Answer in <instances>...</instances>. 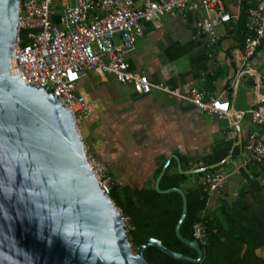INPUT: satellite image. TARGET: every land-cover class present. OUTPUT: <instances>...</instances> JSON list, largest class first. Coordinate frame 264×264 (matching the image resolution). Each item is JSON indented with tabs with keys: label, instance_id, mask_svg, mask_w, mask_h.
I'll list each match as a JSON object with an SVG mask.
<instances>
[{
	"label": "crops",
	"instance_id": "0c3cea01",
	"mask_svg": "<svg viewBox=\"0 0 264 264\" xmlns=\"http://www.w3.org/2000/svg\"><path fill=\"white\" fill-rule=\"evenodd\" d=\"M135 1L141 4V0ZM75 2L53 0V21L58 22L64 5ZM223 3L230 14L251 6L249 0ZM206 15L183 10L166 14L160 28L140 20L144 34L125 59L130 71L146 75L154 83L181 93L197 89L206 97H222L229 102L228 115L201 112L161 90L138 94L108 72L86 71L77 82L76 93L92 109V115L80 125L82 139L89 152L108 166L113 182L120 187L150 186L167 160L166 169L172 173L210 169L223 162L217 170L222 171L224 164L232 165L225 187L210 193L208 208L212 209L229 196L235 198L242 183L251 181L249 167L257 166L244 145L249 133L260 129L251 110L264 100V78L260 76L264 41L251 59L242 61L245 35L238 22H220L215 27L220 38L210 44L198 27ZM238 113L244 115L234 123ZM238 175L239 184L234 178ZM257 254L264 257L261 249Z\"/></svg>",
	"mask_w": 264,
	"mask_h": 264
},
{
	"label": "water",
	"instance_id": "95a60500",
	"mask_svg": "<svg viewBox=\"0 0 264 264\" xmlns=\"http://www.w3.org/2000/svg\"><path fill=\"white\" fill-rule=\"evenodd\" d=\"M20 3L0 0V264H149L143 255L147 247L200 263L199 242L180 233L187 212L184 191L159 188L169 160L155 189L182 196L175 233L196 251V258L149 236L133 249L118 207L102 192L87 163L72 113L49 85H31L9 73Z\"/></svg>",
	"mask_w": 264,
	"mask_h": 264
},
{
	"label": "built area",
	"instance_id": "2783aa9c",
	"mask_svg": "<svg viewBox=\"0 0 264 264\" xmlns=\"http://www.w3.org/2000/svg\"><path fill=\"white\" fill-rule=\"evenodd\" d=\"M249 1L242 61L251 59L264 41V0ZM52 3L53 0H21L9 73L19 74L31 85H49L52 94L72 113L79 132L81 123L92 115V109L76 93V85L82 74L90 70L111 73L120 84L131 85L138 94L161 90L201 112L219 117L230 113L229 102L222 97H206L197 89L181 93L154 83L146 75L130 71L125 59L136 40L144 34L140 20L160 28L162 16L181 10L207 12L198 23L199 34L207 35L210 44L217 43L220 37L215 27L220 22L240 20V13L225 11L223 0H141V4L135 0H76L61 8L57 23L52 19ZM243 115L236 114L233 122ZM251 116L260 129L249 133L244 150L254 164L264 168V100L251 110ZM84 153L100 189L110 195L113 180L108 166L98 161L85 143ZM229 176L222 171L207 173L202 183L209 193L219 191L225 187ZM118 210L127 233L128 220ZM193 236L199 243H205V232L199 224L194 226Z\"/></svg>",
	"mask_w": 264,
	"mask_h": 264
},
{
	"label": "trees",
	"instance_id": "16d2710c",
	"mask_svg": "<svg viewBox=\"0 0 264 264\" xmlns=\"http://www.w3.org/2000/svg\"><path fill=\"white\" fill-rule=\"evenodd\" d=\"M246 12L247 8L243 7L238 22L245 37ZM186 179V174L172 173L168 167L159 188L178 187L184 191L187 212L180 233L185 239L193 240L194 226L199 224L204 229L205 243H199L203 259L200 263L180 261L155 247H147L143 253L146 261L149 264H264V257L257 254V250L264 247L263 182L249 181L239 188L234 200H224L211 209L208 208L210 193L205 190L203 178L199 183L182 188ZM110 198L128 220L127 236L133 249L149 236L171 250L197 257L196 251L182 243L175 233L183 206L178 192L161 193L155 189V181L141 188L120 187L113 182Z\"/></svg>",
	"mask_w": 264,
	"mask_h": 264
},
{
	"label": "rangeland",
	"instance_id": "374dc122",
	"mask_svg": "<svg viewBox=\"0 0 264 264\" xmlns=\"http://www.w3.org/2000/svg\"><path fill=\"white\" fill-rule=\"evenodd\" d=\"M236 0H224V2L225 3H231V4H233L234 2H235ZM219 29H221V27L219 28ZM132 49H130L129 51H131ZM88 73H90V72H88ZM260 76L262 77V79L264 78V70H261L260 71ZM254 129H258L257 127L256 128H254ZM255 131V130H254ZM246 152V151H245ZM246 154L248 155V152H246ZM233 167H232V165H230V164H224L222 167H221V169H222V172H224V173H227L228 174V172H230V170L232 169ZM219 168H217V169H213V170H211V171H209V172H215V171H217ZM249 170H250V172L248 173V175L249 176H251V180H259V181H262L263 183H264V169L262 170L260 167H258V166H250L249 167ZM205 172H202V174L200 175L199 173H197V174H188V176H187V179H186V182L185 183H182V188H184L185 186H188V185H191V184H194V183H199V181L205 176ZM203 175V176H202ZM235 178V180H236V182L239 184V178H240V176L238 175V176H235L234 177ZM242 183V182H241ZM242 185H247V183L246 184H243L242 183ZM228 199H229V201L231 202L232 200H234L235 198L234 197H232V196H229L228 197Z\"/></svg>",
	"mask_w": 264,
	"mask_h": 264
},
{
	"label": "flooded vegetation",
	"instance_id": "af4514ba",
	"mask_svg": "<svg viewBox=\"0 0 264 264\" xmlns=\"http://www.w3.org/2000/svg\"><path fill=\"white\" fill-rule=\"evenodd\" d=\"M262 200H263V202H264V192H263Z\"/></svg>",
	"mask_w": 264,
	"mask_h": 264
}]
</instances>
